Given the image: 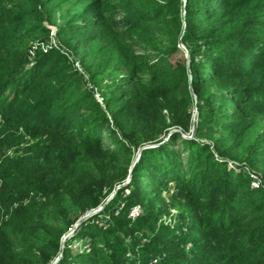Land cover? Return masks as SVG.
<instances>
[{
	"label": "trees",
	"instance_id": "16d2710c",
	"mask_svg": "<svg viewBox=\"0 0 264 264\" xmlns=\"http://www.w3.org/2000/svg\"><path fill=\"white\" fill-rule=\"evenodd\" d=\"M0 120V264H264V0H0Z\"/></svg>",
	"mask_w": 264,
	"mask_h": 264
},
{
	"label": "rangeland",
	"instance_id": "374dc122",
	"mask_svg": "<svg viewBox=\"0 0 264 264\" xmlns=\"http://www.w3.org/2000/svg\"><path fill=\"white\" fill-rule=\"evenodd\" d=\"M184 60H186V62L188 63V66H189V64H190V61H191V58H190V54H189V51L187 50V48L185 47V46H181L180 47V52L179 53H177V54H175L173 57H172V62H178V61H184ZM75 67H76V65H75ZM77 68V67H76ZM80 70H79V69ZM77 68V70H78V72L81 74V75H83L85 78H86V74H85V72L82 70V68L79 66ZM107 83H109V81H106L105 82V84H107ZM87 87H90V85H88ZM95 97H96V99L99 101V103H101V98H100V95L96 92L95 93ZM169 116V115H168ZM0 122H1V120H0ZM1 125H2V123H1ZM3 130H1L0 129V139H1V136H4V134H1V132H2ZM170 134L169 135H171V134H173V133H175V132H178V133H181V134H183V136L185 137V138H190V137H188L186 134H184V133H182V131H181V129L180 128H176V127H172L171 129H170ZM18 134L19 135H21L22 136V139H15V138H17L16 136H13V135H11V138L14 140V145H12V146H9V149L7 148L6 150H5V154H7V155H15L16 153L15 152H18V155H24V153H25V149H26V147L27 146H29V144H31V143H33V141L32 140H30V138L29 137H27L25 134H24V131H22V130H20L19 132H18ZM169 135L167 136V137H165V142L169 139ZM19 141H20V143H19ZM136 159H137V156H136ZM127 183H125L124 185H126ZM123 186V185H122ZM122 186H118V187H122ZM117 187V188H118ZM116 188V189H117ZM120 188H118V190L120 189ZM115 189V190H116ZM91 213H89L88 215H86V216H83L81 219H83V218H85V217H89V215H90ZM173 214L175 215L176 214V212H173ZM91 217H89V218H87L86 220H88V219H90ZM85 220V221H86ZM168 221H170V218H168ZM77 224V223H76ZM76 224H75V226H74V228L76 227ZM73 228V229H74ZM73 236V235H72ZM65 238V237H64ZM71 237L70 236H68V235H66V239L68 240V239H70ZM65 243V241H64V239H63V244ZM84 245V243L83 242H80V241H74L71 245H70V247L72 248V250H74V251H76V250H78V249H80V247H82ZM64 247V246H63Z\"/></svg>",
	"mask_w": 264,
	"mask_h": 264
},
{
	"label": "built area",
	"instance_id": "2783aa9c",
	"mask_svg": "<svg viewBox=\"0 0 264 264\" xmlns=\"http://www.w3.org/2000/svg\"><path fill=\"white\" fill-rule=\"evenodd\" d=\"M53 48L60 49L63 54H66L69 57V53L66 50H64V49L59 47V44H58V42L56 40L55 31L52 32L51 39H50V41L48 43H45V44H38V43L32 44L31 45L30 54L34 57L36 51L42 50L43 52H46V51H48L50 49H53ZM75 65H76L77 68L80 66L79 63H76ZM249 175H250L251 178H253L252 185H253L254 188H259V187L262 186L260 181H259V179H258V177L256 175H254L252 173H249ZM141 214H142V209L139 206H137L131 211V213L129 214V217L131 219H136L137 217L141 216Z\"/></svg>",
	"mask_w": 264,
	"mask_h": 264
},
{
	"label": "water",
	"instance_id": "95a60500",
	"mask_svg": "<svg viewBox=\"0 0 264 264\" xmlns=\"http://www.w3.org/2000/svg\"><path fill=\"white\" fill-rule=\"evenodd\" d=\"M190 138H193V136H191ZM156 146H159V145H153V146L150 145V146H146V147L141 148V149L138 151V153H137V159H136V162L139 160V157H140L141 152H142L143 150L148 149V148H153V147H156ZM133 167H134V166L131 167L130 174H129V178H128V180L126 181V183H128L129 180H130V178H131V174H132ZM118 188H120V187H118ZM118 188H117V189L114 191V193L108 198V200L106 201V203H105L103 206H100L98 209H96V210H94L93 212H91V214L89 215V217H92V216H94L95 214L100 213L101 211H103L104 208H105V206H106V205H107V204L113 199V197L115 196V194H116ZM89 217H85V218H83V219H80V220L78 221V223L76 224V227L72 230V232H71L70 234H68V236L71 237V236L75 233V231L78 229V227H79L83 222H85V220H86L87 218H89ZM65 240H66V237L64 238V241H65ZM61 257H62V252L59 254V256L56 258V260H55L52 264H57V263L60 261Z\"/></svg>",
	"mask_w": 264,
	"mask_h": 264
}]
</instances>
